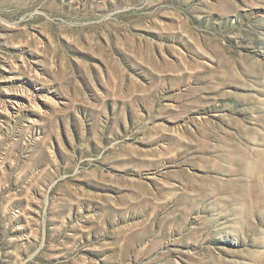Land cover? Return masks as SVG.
I'll return each mask as SVG.
<instances>
[{
  "label": "rangeland",
  "instance_id": "rangeland-1",
  "mask_svg": "<svg viewBox=\"0 0 264 264\" xmlns=\"http://www.w3.org/2000/svg\"><path fill=\"white\" fill-rule=\"evenodd\" d=\"M0 264H264V0H0Z\"/></svg>",
  "mask_w": 264,
  "mask_h": 264
}]
</instances>
